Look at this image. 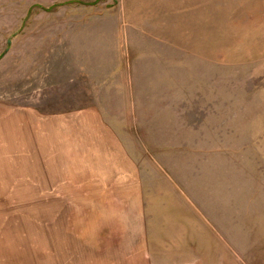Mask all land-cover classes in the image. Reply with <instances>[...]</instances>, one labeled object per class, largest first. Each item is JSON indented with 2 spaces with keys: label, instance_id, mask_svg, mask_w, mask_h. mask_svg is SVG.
I'll return each instance as SVG.
<instances>
[{
  "label": "rangeland",
  "instance_id": "374dc122",
  "mask_svg": "<svg viewBox=\"0 0 264 264\" xmlns=\"http://www.w3.org/2000/svg\"><path fill=\"white\" fill-rule=\"evenodd\" d=\"M0 264H264V0H0Z\"/></svg>",
  "mask_w": 264,
  "mask_h": 264
},
{
  "label": "water",
  "instance_id": "95a60500",
  "mask_svg": "<svg viewBox=\"0 0 264 264\" xmlns=\"http://www.w3.org/2000/svg\"><path fill=\"white\" fill-rule=\"evenodd\" d=\"M9 43H11V41Z\"/></svg>",
  "mask_w": 264,
  "mask_h": 264
}]
</instances>
